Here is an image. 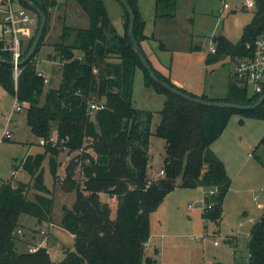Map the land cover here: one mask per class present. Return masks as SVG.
<instances>
[{"label":"trees","instance_id":"16d2710c","mask_svg":"<svg viewBox=\"0 0 264 264\" xmlns=\"http://www.w3.org/2000/svg\"><path fill=\"white\" fill-rule=\"evenodd\" d=\"M19 1L36 14L26 0ZM31 1L47 16L43 37L34 56L21 66L17 83L12 66L0 63V85L19 103L28 104L27 123L33 134L46 143L43 153L27 155L22 161L20 167L31 175L30 182L6 181L0 186V264L151 263L154 259L145 253L151 237L150 216L176 188L178 179L181 187L208 188L202 217L207 223L219 225L224 217L223 203L231 178L211 145L235 111L264 119V102L252 110L208 107L183 99L158 85L135 51L129 37V14L120 0L127 20L124 25L127 31L123 35L111 20L104 0H74L88 16L89 26L76 28L65 24L62 41L54 45L56 57L62 63V82L58 89L46 91L44 78L38 75L35 57L49 31L50 9L57 0ZM128 2L136 16L135 36L142 49L145 22L138 9V0ZM254 2L253 18L244 27L239 42L234 43L224 35L212 38L216 52L207 56L208 64L226 56L236 61L253 55V46L248 48L247 44L253 45L264 31V0ZM165 3L168 12H160ZM175 13L176 0H156L155 20L173 18ZM36 20L35 31L26 41L24 57L41 24L37 14ZM71 36L73 43H66ZM0 56L11 59L7 53L0 52ZM146 57L160 79L197 97L176 86ZM137 67L143 71L147 87L166 97L160 111L161 122L155 131L166 144L162 168L165 176L156 180L148 174L154 113L133 106ZM44 93V103L39 105V98ZM263 93L264 88L262 93L251 94L233 75L226 97H199L252 105ZM101 101L105 107L92 111L90 105ZM54 135L56 142H51ZM261 143H264V137ZM65 149L70 154H77L67 164L65 178L58 183V158ZM46 157L55 184H60L66 192H76L73 207H64L60 222L61 227L74 236L73 248H65L64 258L58 262L52 261L46 247H38L33 252H19L16 248L20 214L33 216L39 222L52 220L53 192L45 184L42 166ZM78 174L83 177L82 182L76 179ZM30 190L33 199L28 196ZM210 190L215 193L210 194ZM102 194L115 198L114 218L112 207L102 200ZM248 249V260L236 264H264V214L251 228Z\"/></svg>","mask_w":264,"mask_h":264},{"label":"rangeland","instance_id":"374dc122","mask_svg":"<svg viewBox=\"0 0 264 264\" xmlns=\"http://www.w3.org/2000/svg\"><path fill=\"white\" fill-rule=\"evenodd\" d=\"M104 2L117 31L123 35L127 31L124 28L127 20L122 5L118 0ZM165 5L168 4L162 5L160 12H168ZM138 9L145 22L142 49L157 70L166 77L183 82L185 90L190 93L227 95L230 76H233L236 63L229 56L218 62L207 63L211 48L216 47L212 38L224 35L234 43L239 42L244 27L253 18L254 0H176L175 17L156 20V0H138ZM32 15L35 16L34 13ZM65 24L76 28L89 26L88 16L74 0H57V4L50 9L49 31L35 57L38 70L49 78L46 91L58 89L62 82V63L56 57L54 45L62 41ZM73 41L71 36L66 43ZM15 100L0 85V186L6 181L30 182L31 175L20 167L22 161L27 155L44 152V145L40 144V139L33 134L27 123L28 104L11 114ZM44 100L45 93L39 98V105ZM165 100L164 94L147 87L143 71L137 67L134 74L133 106L154 113L149 170L154 177L156 174L159 177L151 178L153 180L165 176L159 170L164 163L166 144L164 139L155 135ZM9 119H12L10 124ZM6 127L12 138L4 137L2 140ZM263 137L264 119L237 111L231 114L226 128L211 145L224 162L231 178V186L223 203L222 222L219 225L207 223L202 217L208 188L181 187V180L178 179L176 188L151 213L150 238L157 249L152 244L146 246V255L154 259L148 264H236L248 260L251 228L264 214ZM76 154H70L67 149L60 153L58 183L65 177V168ZM42 166L45 184L53 192L52 220L39 222L33 216L20 214L16 248L19 252H26L29 247L27 243L36 238L34 243L46 247L52 261L58 262L64 258L65 246L73 248V236L60 226V222L64 207H73L76 192H66L60 184H55L47 157ZM76 179L83 181L79 174ZM28 196L33 199L32 190ZM255 196L259 198L255 200ZM101 198L112 207L114 218L115 198L111 199L104 194ZM216 241L218 246L214 245Z\"/></svg>","mask_w":264,"mask_h":264},{"label":"built area","instance_id":"2783aa9c","mask_svg":"<svg viewBox=\"0 0 264 264\" xmlns=\"http://www.w3.org/2000/svg\"><path fill=\"white\" fill-rule=\"evenodd\" d=\"M225 7L228 5L225 4ZM32 13L22 6L19 0H0V52L10 55L9 61L13 62L12 69L16 83L21 73L22 65L20 63L24 59L26 41L32 37L37 24L36 14L34 13V16ZM251 46H253V55L236 60L233 75L249 89L251 94H257L262 93L264 88V31L253 45L247 44L248 48ZM211 52L215 53L216 47L211 48ZM38 75L44 78L46 84L49 83V78L44 73L38 70ZM90 107L92 111H98L103 109L105 104L104 102H93ZM15 110H22V103H19L17 99L13 107V111ZM10 122L11 119L8 120V124ZM4 137L11 138L7 127L2 134V140ZM56 138V136L52 137L50 141L56 142ZM39 142L42 145L46 143L44 139H40ZM160 174H164V171L161 170ZM214 193L215 190H210V194ZM258 198L255 196V200ZM192 240H200V238H192ZM214 245L218 246L219 243L216 241ZM30 250L33 252L37 249Z\"/></svg>","mask_w":264,"mask_h":264},{"label":"water","instance_id":"95a60500","mask_svg":"<svg viewBox=\"0 0 264 264\" xmlns=\"http://www.w3.org/2000/svg\"><path fill=\"white\" fill-rule=\"evenodd\" d=\"M26 2L28 4V6L31 9H33L36 12V14L40 17L41 24H40L38 33L34 39L33 45L30 48L28 54L21 61V63H20L21 65L28 62L34 56L35 52L38 49L40 41L43 37L44 29H45L46 24H47V16H46L45 12L37 4H35L31 0H26ZM120 2L122 3V5L125 7L127 13L129 14V26H130L129 37L134 44L135 51L138 54V57L140 58V61L143 65V67L149 72L151 78L158 85L165 88L167 91L173 93L174 95L180 96L183 99H186V100L193 102V103L208 106V107L228 108V109H234V110H252V109L257 108L258 106H260L264 102V93L259 98V100L252 105H242V104L232 103V102H228V101L204 100L199 96L195 97V96H192L186 92H183L180 89L173 87L168 82L160 79L157 76V74L155 73V71L152 69L151 64L149 63L146 55L144 54L143 50L141 49V47H140V45L136 39V36H135L136 16H135V13H134L132 6L128 2V0H120ZM0 63H6V64H9L11 66L13 65V62H11L9 60H5L1 56H0Z\"/></svg>","mask_w":264,"mask_h":264},{"label":"crops","instance_id":"0c3cea01","mask_svg":"<svg viewBox=\"0 0 264 264\" xmlns=\"http://www.w3.org/2000/svg\"><path fill=\"white\" fill-rule=\"evenodd\" d=\"M232 41V40H231ZM230 77H232V75L230 76ZM170 78V77H169ZM171 79V81L176 85V86H178L179 88H182V89H185L186 88V86H184V83L183 82H180V81H178V80H176L175 78H170ZM230 80H231V78H230ZM192 92V91H191ZM192 93H194V92H192ZM195 94V93H194ZM195 95H197V96H202V95H205V94H195ZM206 96H208V95H206ZM209 98H224V97H226V94H224V95H218V94H216V95H212V96H208ZM16 99V98H15ZM16 101V100H15ZM15 104V103H14ZM14 104H13V107H14ZM17 110H15V111H13V109H12V112H11V114L13 113V112H16ZM12 120V119H11ZM11 123V122H10ZM12 138V137H11ZM250 155V154H249ZM251 156V155H250ZM162 168H163V164H162V166H161V169L159 170V173H160V171L162 170ZM149 170V169H148ZM148 174H149V176H150V178H156V177H159V174H156L155 175V177L152 175V173L150 172V170H149V172H148ZM111 199H114V198H111ZM258 204H261V203H258ZM262 206V205H261ZM260 207V206H259ZM222 222V221H221ZM61 226V225H60ZM49 230V229H48ZM50 231V230H49ZM49 234H51L50 232H49ZM33 236V235H32ZM73 236V235H72ZM232 237H234V236H232ZM234 238H236V236L234 237ZM73 239H74V236H73ZM36 241V238L34 239V241L32 242L31 240L27 243L28 244V250L27 251H29V249L30 248H37V247H43V246H41V245H36L34 242ZM229 241H231V242H233V239L231 240H229ZM147 244H152L153 245V243L151 242V238H150V240L148 241V243ZM64 247V246H63ZM153 247L155 248V250L157 249L156 247H155V245H153ZM65 248H70V247H67V246H65ZM65 248H63V256H64V249ZM26 251V252H27Z\"/></svg>","mask_w":264,"mask_h":264}]
</instances>
